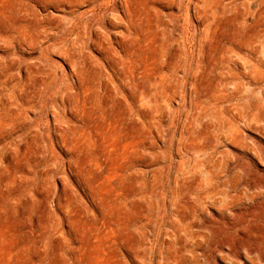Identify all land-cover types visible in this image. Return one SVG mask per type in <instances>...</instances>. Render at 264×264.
<instances>
[{
	"label": "rangeland",
	"instance_id": "obj_1",
	"mask_svg": "<svg viewBox=\"0 0 264 264\" xmlns=\"http://www.w3.org/2000/svg\"><path fill=\"white\" fill-rule=\"evenodd\" d=\"M224 1L258 18L259 1ZM181 2L161 9L173 30ZM9 7L0 30L10 108L0 115V264H264V67L238 65L239 85L218 86L216 103L201 95L196 106L189 88L184 100L156 101L152 86L167 68L152 47L151 103L140 100L122 126L110 115L125 99L106 49H121L112 34L125 25H107L102 45L85 39L69 50L73 36L56 37L58 26L83 8ZM139 72L128 101L145 85ZM91 79L110 87L99 90L105 113ZM149 110L146 137L137 126Z\"/></svg>",
	"mask_w": 264,
	"mask_h": 264
},
{
	"label": "bare ground",
	"instance_id": "obj_2",
	"mask_svg": "<svg viewBox=\"0 0 264 264\" xmlns=\"http://www.w3.org/2000/svg\"><path fill=\"white\" fill-rule=\"evenodd\" d=\"M256 1H259V6L253 15H258V18L249 21L250 8H247L246 12L241 11L239 5L231 6L224 0H182L179 6L180 14L175 19V32L161 11L165 5H174L175 0H120L119 5L116 0H41V3L43 6L77 5L83 8L80 13L73 14L58 26L56 37L65 34L73 36L72 39L66 40L69 50L76 48V45L85 39L102 45L107 25H125L124 30L112 34L121 49L118 47L120 50L116 51L111 45L106 49L110 53L108 59L113 62L114 71L120 80L117 89L123 93L125 99L119 109L111 110L110 115L111 119L124 126L132 120L133 113L140 114L137 108L140 100L151 103V56L148 53H151L152 47L156 57L163 60L167 68L154 80L152 88L155 90L156 101H172L177 97L184 100L185 91L189 88L199 93L195 99L196 106L199 107L203 102L201 95L209 102L216 103L220 98L218 86L227 83L239 85L237 79L241 72L237 69L238 65L242 64L249 73L262 70L264 0ZM9 5L10 0H0V30H6L7 14L11 10ZM22 8L23 4L18 10L21 11ZM121 9H124L123 16L119 14ZM184 13L186 17L182 18ZM200 23L205 26L204 29L200 27ZM138 72L145 85L140 94H132V100L128 101L126 88L132 81L136 82ZM97 80L90 82L87 90L96 101L98 109L105 113L107 105L104 106V98L107 96H100L99 90L110 87L108 83H98ZM201 81L203 83H200ZM8 90V72L6 64L2 62L0 115L10 110ZM99 102L101 103L98 104ZM144 117L145 120L137 128L140 135L147 137L151 133V110L144 113ZM186 134L187 137H194L192 130L188 129L183 136ZM86 223L97 225L95 221L90 220Z\"/></svg>",
	"mask_w": 264,
	"mask_h": 264
}]
</instances>
